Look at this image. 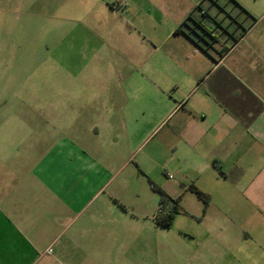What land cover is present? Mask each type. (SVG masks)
<instances>
[{
    "label": "crops",
    "instance_id": "obj_1",
    "mask_svg": "<svg viewBox=\"0 0 264 264\" xmlns=\"http://www.w3.org/2000/svg\"><path fill=\"white\" fill-rule=\"evenodd\" d=\"M208 1L139 0L147 19L88 2L89 22L55 23L39 96L10 49L30 35H0L22 73L0 97V264H264V0ZM191 14L206 32L176 31ZM152 184L189 239H161Z\"/></svg>",
    "mask_w": 264,
    "mask_h": 264
},
{
    "label": "rangeland",
    "instance_id": "obj_2",
    "mask_svg": "<svg viewBox=\"0 0 264 264\" xmlns=\"http://www.w3.org/2000/svg\"><path fill=\"white\" fill-rule=\"evenodd\" d=\"M4 0H1L0 4V22L2 19H8L10 28L14 26V29L8 30V25L2 26L0 29V35H30L28 38H16L10 41V49L13 51H29L30 61L32 63V69L29 75L31 82V88L33 95H40V82L54 81L55 73H45L40 71V63L43 59V55H46L49 49L55 42V33L58 34V30H55V23H60L62 28L60 33L70 34L76 28L78 29L81 23L89 22L93 16V9L88 8L86 5L93 0H13V7L10 9H4ZM102 2H109L116 6L117 10L123 17L136 18L138 16L143 19H147L148 16L155 14L154 8L151 4L141 5L139 0H100ZM150 1V0H149ZM238 0H219V4H233ZM250 4H256L259 7H263L262 0H246ZM138 2V3H137ZM206 5L210 9L216 10V6L206 0ZM128 7H127V6ZM127 9V13L124 11ZM9 10V12H7ZM227 10V9H226ZM228 11V10H227ZM123 13V14H122ZM5 24V23H4ZM79 24V25H78ZM52 35L51 38L44 40L41 35ZM6 56L4 61H6ZM20 72L6 71L0 69V97L8 98L12 96L14 92L19 91L18 82L21 80ZM27 79V73H26ZM11 82H14L12 84ZM17 84V85H16ZM199 227L195 221L189 217L181 215L173 221L170 228H163L161 230V239L180 242L185 239H189V236L185 234H191Z\"/></svg>",
    "mask_w": 264,
    "mask_h": 264
},
{
    "label": "trees",
    "instance_id": "obj_3",
    "mask_svg": "<svg viewBox=\"0 0 264 264\" xmlns=\"http://www.w3.org/2000/svg\"><path fill=\"white\" fill-rule=\"evenodd\" d=\"M240 8H242V7L240 6ZM202 10H203V4L198 5V7L196 8V11L201 13ZM242 10L244 12H246L248 14V16H251L245 9L242 8ZM205 16H206V14L204 13V14H201L200 17H205ZM195 27L202 28L203 31L206 32L205 28H204V25L202 24L201 20L199 18H197V16L191 14L187 18V20L179 28H177L176 31L177 32H185L187 34V36L190 37L191 36L190 34L195 32V29H194ZM183 28H184V30H182ZM185 28H187L188 31L185 30ZM152 187H153V190H155L161 197V199H160L161 207H160L159 210H161L162 213L158 212V214L156 216V222L161 227L170 228L172 226V224H173V221H174L176 215L179 213V210H178V207H177V203L175 202L174 207H172L169 210H166V205L169 202L167 197H166V195L162 192L161 189H159L154 184H152ZM194 193L197 195V197L201 201H203L204 206L206 208V206L208 205V202H209L207 196L205 194H203L202 192L196 190V189L194 190Z\"/></svg>",
    "mask_w": 264,
    "mask_h": 264
},
{
    "label": "built area",
    "instance_id": "obj_4",
    "mask_svg": "<svg viewBox=\"0 0 264 264\" xmlns=\"http://www.w3.org/2000/svg\"><path fill=\"white\" fill-rule=\"evenodd\" d=\"M205 12L202 10L201 11V14H204ZM159 213H162V211L161 210H159Z\"/></svg>",
    "mask_w": 264,
    "mask_h": 264
}]
</instances>
